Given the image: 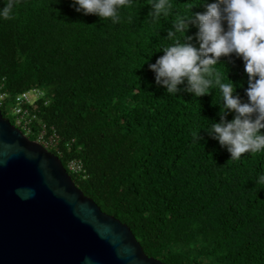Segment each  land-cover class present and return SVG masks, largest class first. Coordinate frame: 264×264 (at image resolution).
<instances>
[{"label":"trees","instance_id":"1","mask_svg":"<svg viewBox=\"0 0 264 264\" xmlns=\"http://www.w3.org/2000/svg\"><path fill=\"white\" fill-rule=\"evenodd\" d=\"M150 2L131 0L113 24L76 12L72 0H16L11 16L0 17V92L11 102L25 90L44 91L48 103L32 106L38 119L29 137L43 123L56 129L60 153L53 152L66 168L77 159L86 171L70 173L76 185L126 223L148 256L264 264V182H257L264 153L230 160L201 128L220 119L214 91L195 97L181 85L168 94L148 67L163 54L155 50L175 16L204 6L170 0L172 14L153 22ZM196 32L185 33L194 46ZM219 63L246 101L243 61L230 54Z\"/></svg>","mask_w":264,"mask_h":264},{"label":"clouds","instance_id":"2","mask_svg":"<svg viewBox=\"0 0 264 264\" xmlns=\"http://www.w3.org/2000/svg\"><path fill=\"white\" fill-rule=\"evenodd\" d=\"M16 0H7L0 7V17L9 18ZM204 11L176 15L167 29V42L155 51H162L148 65L155 83L166 93L176 95L185 90L195 97L214 91L219 104L218 122L204 128L208 135L230 153V160L240 161L242 154L264 153V0H199ZM194 3L190 9L198 4ZM131 0H72L76 12L95 14L102 20L120 22V9ZM148 16L153 22L173 12L170 0H151ZM197 28L195 39L185 33ZM235 54L244 63L247 74V100L236 94L237 85L229 79L226 67L219 63L222 56ZM232 114L231 119L227 116ZM200 128V129H201ZM198 137V135H197ZM199 138V137H198ZM264 182V174L257 177Z\"/></svg>","mask_w":264,"mask_h":264},{"label":"water","instance_id":"3","mask_svg":"<svg viewBox=\"0 0 264 264\" xmlns=\"http://www.w3.org/2000/svg\"><path fill=\"white\" fill-rule=\"evenodd\" d=\"M0 264H167L0 108Z\"/></svg>","mask_w":264,"mask_h":264},{"label":"built area","instance_id":"4","mask_svg":"<svg viewBox=\"0 0 264 264\" xmlns=\"http://www.w3.org/2000/svg\"><path fill=\"white\" fill-rule=\"evenodd\" d=\"M44 91L38 88H32L18 93L11 102H7L8 94L0 92V108L5 110H11L13 112L12 118L14 125L21 129V131L29 137L32 132L33 122L38 119V115L34 113L32 106L38 101L45 99V103L48 100L45 98ZM35 141L41 143L48 150L59 151V137L56 129L49 128L45 123L40 126L39 132L35 133ZM30 138V137H29ZM54 153V152H53ZM56 154V153H55ZM57 155V154H56ZM67 170L71 173H82L85 175V169L81 160L72 159L68 162Z\"/></svg>","mask_w":264,"mask_h":264},{"label":"rangeland","instance_id":"5","mask_svg":"<svg viewBox=\"0 0 264 264\" xmlns=\"http://www.w3.org/2000/svg\"><path fill=\"white\" fill-rule=\"evenodd\" d=\"M9 117H12L13 112L11 110H8Z\"/></svg>","mask_w":264,"mask_h":264}]
</instances>
